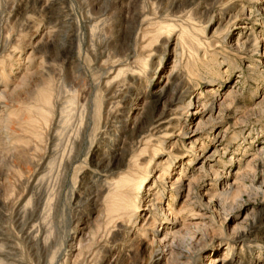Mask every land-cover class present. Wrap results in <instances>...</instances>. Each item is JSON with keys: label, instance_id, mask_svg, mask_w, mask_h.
Segmentation results:
<instances>
[{"label": "rangeland", "instance_id": "374dc122", "mask_svg": "<svg viewBox=\"0 0 264 264\" xmlns=\"http://www.w3.org/2000/svg\"><path fill=\"white\" fill-rule=\"evenodd\" d=\"M170 1L0 0V91L7 89L12 94L8 98L12 111L35 105L38 92L47 82H52L59 100L91 92L92 101L97 96L102 108V87L112 67L129 58L135 61L134 57L137 74L141 75L126 99L133 112H141L143 97L154 99V92L167 82L184 86L187 100L194 102L191 113L201 111L198 118L187 121L189 134L193 135L198 120L206 122L195 138L181 136L177 130L171 138L162 135L165 144L153 140L149 150L142 152V137L132 133L130 126L119 136L116 147L115 126L95 129L92 122L84 141L72 152V164L62 182L61 235H73L80 217L86 227L83 232L89 235V227L94 229L102 219L101 207L103 212L105 208L107 189L102 190L101 184L107 176L111 180L129 176L136 187L126 190L127 197L134 198L130 203L140 208L139 218H133L138 220L134 228L137 235L127 242L121 264H222L226 257L229 264H264V0H195L178 13L177 27L168 33V45L160 41L143 50L146 30L155 29V17L170 8ZM194 7L199 8L198 14L190 18ZM236 14L239 16L235 18ZM241 25L247 26L244 29ZM182 26L190 31L184 41L178 35ZM204 63L209 64L210 71ZM124 77L129 76L123 75L118 82L126 86ZM212 78L217 80L209 86ZM227 94L232 98L222 103ZM160 108L151 115H157ZM16 125L23 127L19 121ZM48 130L44 128L48 133L45 138L34 139L35 145H47ZM208 131V138L202 135ZM61 137L67 143V136ZM198 137L193 151L190 147ZM2 145L0 150L11 152L9 146ZM97 145L105 150L102 164H98L101 157H94ZM115 147L117 158L108 167L111 148ZM156 148L160 150L154 158ZM19 161L13 169L4 166L7 184L21 178L24 158ZM144 176L148 179L137 195V185ZM178 177H182L183 189L175 192L172 183ZM93 198L97 199L95 208ZM118 226L113 223L110 232L116 233ZM245 231L252 235L250 241L241 237ZM79 242L86 244L80 233L75 247ZM76 252L71 253V260ZM114 256L111 251L110 257ZM36 261L37 257H30L26 251V264Z\"/></svg>", "mask_w": 264, "mask_h": 264}, {"label": "bare ground", "instance_id": "6f19581e", "mask_svg": "<svg viewBox=\"0 0 264 264\" xmlns=\"http://www.w3.org/2000/svg\"><path fill=\"white\" fill-rule=\"evenodd\" d=\"M194 1L195 0H171L168 4L170 8L166 7L165 10H162L160 13L158 12L159 15L155 17L157 19V22L154 24L155 29L146 30L147 36L145 38L147 40L144 41L146 44L142 47L143 50L149 49L150 46L157 44L160 41L164 43V45H168L170 42V34L168 33L171 30H175L177 27V20L175 18L179 16L178 13L186 11L185 8H187V6L194 4ZM198 10L199 8L194 7L189 11L190 15L188 16L194 18V16L198 14ZM238 16L239 15L237 14L234 15L235 18ZM246 26L247 25H241L240 28L245 29ZM220 27H218V29H220ZM188 34H190V31L186 26H182L181 32L178 35H180L179 37L183 40ZM256 47L259 51V43H256ZM166 50L168 49L166 48L163 51ZM111 56L109 58H111ZM134 59L135 61H132L130 58L127 62L120 61L117 66L112 67L107 78L108 80L102 87L104 91L103 100L100 102L102 108L98 107L99 101L97 96L95 100H93L94 102L92 101L91 92L86 95L85 93H79L71 100H59V97L56 98L57 94L53 90L52 82L46 81V87L38 92L36 104L28 106L25 109L18 108L17 112L16 110L12 111V106L9 104L8 98L11 93L7 89H2L0 91V128L2 127V133L5 134V137H3L4 135L0 136V143L3 145L6 144L9 146L8 149H11L10 153H5L3 150H0V264H26V251H28L30 257H37L36 264L122 263L124 258L122 257V253L126 251L125 247H127V242H132L136 237L134 235H137L134 228L136 227V224H138V220L134 221L133 218H139L137 209L140 207L139 205L134 206L130 203V200L135 199L127 197L126 192L127 189H132L133 187L135 189L136 185L133 184V180L129 176H122L118 179L113 178L112 180L111 177L107 176L106 178L104 176L106 180H104L101 186L102 190L107 189V192L103 204L105 207L104 212L102 207L100 209V212H102V219L97 220L94 229L91 230V227H89L90 234L87 235L83 232V229L86 227L82 226L84 225V222L80 217L75 221L76 225L73 228L75 233L64 238L60 231L59 204L62 182L66 178L67 171L72 164V152L84 141L92 122L93 124L95 122V129L102 127V125L104 127H108L109 124L115 126L117 130L116 132L113 131L115 132L114 140L116 144L113 146L116 147L118 145L117 142L120 139L119 136L124 132L126 127L130 126L132 133L136 132L137 135L142 137V140L140 141L143 145L142 152L148 149L150 142L153 140L165 144L166 142L164 143V141L166 140L163 139L165 137H162V135L171 138L175 136V133L178 130L179 135L188 136V139H192L197 137L199 135V130L206 125L205 121L198 120L196 122V128L193 130V135L191 136L189 134L188 125H186L187 121L192 117L198 118V114L201 111L196 110L191 113V108L194 102L193 100H187L188 90H186L184 86L175 84V82H167V84L159 91L156 90L154 92V99L152 100L148 99L146 96L143 97L141 102L142 107L140 109L141 112H133L132 105L129 106L126 99L128 100L133 82H136V77L141 75V72L137 74V58L134 57ZM146 64L147 61H144V65ZM204 67H206V70L210 71L208 63H204ZM127 74L129 77H124V79H122L127 85H120L118 80H120L123 75ZM216 80L217 79L212 78L208 85L212 86L213 82ZM169 90L170 92H168ZM147 93L148 91H146V94ZM20 98L22 99L21 96ZM231 98L232 94H227L222 103L227 102ZM32 102L30 103L32 104ZM159 104L162 105L161 108L159 107ZM220 105L222 104L220 103ZM158 108H160L158 114L152 116L151 111L153 112ZM131 113H135L132 119H130ZM180 120L183 121L181 122ZM18 121L23 127L16 125ZM213 122L214 121L211 123ZM45 127H49L48 131L50 137L47 145L42 146V144H39L38 142L35 145L34 139H43L48 135V133L44 131ZM20 131H23L28 135L22 136ZM61 134L67 136V143L65 139L61 137ZM158 134H161V137H159ZM204 134L208 138L211 133L208 131L202 135ZM217 135L215 140H217ZM23 137H27V141H24ZM199 139L200 138L198 137L192 142L190 147L191 150L194 151V146ZM31 142H33L34 147L30 145L32 144ZM9 143L11 144L8 145ZM69 144L70 146L72 144V146L68 152L67 149ZM26 145L28 147H26ZM96 147L97 149L96 151L94 150V157H101V159L98 160V164H102L105 150L102 152L100 146L97 145ZM116 147L111 148L112 151L110 152L108 167L113 164L114 160L117 158ZM59 148H61L60 151ZM32 149L36 150V155L31 153ZM43 149L45 150L44 153L40 154V151ZM159 150V148H156L154 151V158H156ZM20 158H24V165L19 169L21 178L12 182L8 181L7 184L4 179H8V174L3 168L6 166V168L12 167L11 169H13L14 166L18 165L17 161H19ZM138 164L140 166V163ZM160 164L163 165V163H159V165ZM149 167L150 164L147 167V170H149ZM147 172L149 173L151 171ZM166 172L164 175L163 173L160 174L159 177L162 178L165 176ZM147 179L148 176L141 178L137 185V195L141 193L143 185ZM52 182H54V185L51 187ZM172 185L174 186L175 192H180L183 189L182 177H178ZM190 186L191 183H189L187 187L190 189ZM91 201L92 203H95L93 207L95 208L97 205V199L93 198ZM153 206L156 207L157 204L154 202ZM132 213H134V215L129 217ZM176 215L178 216V213H176L175 216ZM128 222H131L132 225ZM147 222L148 224H151L150 220ZM113 223H116L117 225L119 224L116 233L113 231L110 232V226ZM79 233L80 237L83 238L86 244L84 243L83 245L79 242L78 247H75V241L77 240V235ZM166 234L168 235L169 233ZM240 235L248 241H250L252 237L247 231ZM87 236H89L88 239L86 238ZM119 240L120 243H117ZM70 241L73 242L70 243ZM123 247L125 249H123ZM75 251H77L76 254H74L75 259L71 260L70 255ZM111 251H114L115 256L113 258L110 257ZM220 262L222 264H229L227 257L223 258Z\"/></svg>", "mask_w": 264, "mask_h": 264}]
</instances>
